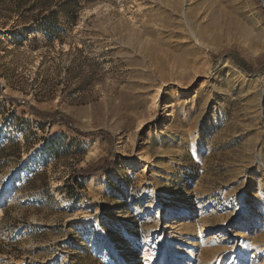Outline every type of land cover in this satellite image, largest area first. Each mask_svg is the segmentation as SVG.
I'll return each instance as SVG.
<instances>
[{"label":"rangeland","instance_id":"1","mask_svg":"<svg viewBox=\"0 0 264 264\" xmlns=\"http://www.w3.org/2000/svg\"><path fill=\"white\" fill-rule=\"evenodd\" d=\"M259 196L264 0H0V264H264Z\"/></svg>","mask_w":264,"mask_h":264},{"label":"bare ground","instance_id":"2","mask_svg":"<svg viewBox=\"0 0 264 264\" xmlns=\"http://www.w3.org/2000/svg\"><path fill=\"white\" fill-rule=\"evenodd\" d=\"M189 13V14H188ZM187 14H186V21L188 22V25H190L189 27V30H190V32L192 33V36H194V35H196L194 32H193V29L195 28V25L197 24V21H198V18H197V16L196 15H194L193 14V12H188ZM198 24H199V22H198ZM198 24H197V26H198ZM196 26V27H197ZM197 29V28H196ZM199 29V28H198ZM260 197V196H259ZM260 198H262V197H260ZM263 199V201H262V208H263V210H264V197L262 198ZM243 202H245V203H247V201H246V198H244L243 200H242ZM261 203V202H260ZM253 204V203H252ZM256 206V205H255ZM257 210V211H256ZM251 212H252V215L254 216V214L255 215H258V214H260V212L258 211V208H256V209H252L251 210ZM194 214V212H193V210L192 209H190L189 207H186L185 209H172V210H170L168 213H167V216H168V218H167V220H168V222H167V229L168 230H172L173 229V220H175L176 218H183L184 220H187L188 218H190L192 215ZM251 215V216H252ZM185 226V228L184 229H186L187 231H188V228H189V226L187 225H184ZM192 228V227H191ZM254 228H252V230H253ZM204 231H206L205 229H203V231L202 232H204ZM154 240H156L154 237L153 238H146L145 239V243H146V251L148 250V252H151V253H149L148 255L147 254H145V256H148V259H150V264H158V262L156 261V260H160L161 259V257L162 256H160V250H157V251H154V249H155V247H153L152 246V242H154ZM121 250H123V249H121ZM223 250H225V249H223ZM167 251H168V248H167ZM107 252H108V255H109V258L110 259H112V258H114V257H117V258H119L120 260H122V261H124V258L123 257H120V255L121 254H119V250L117 251V253H115L116 251L114 250V249H107ZM257 252H258V249H257ZM178 260H180V257H177L176 259H175V261H178ZM120 264H125L124 262L122 263V262H120ZM131 264H135L134 262L133 263H131ZM162 264H175V262L174 261H172V260H167L166 259V261L164 262V263H162Z\"/></svg>","mask_w":264,"mask_h":264},{"label":"trees","instance_id":"3","mask_svg":"<svg viewBox=\"0 0 264 264\" xmlns=\"http://www.w3.org/2000/svg\"><path fill=\"white\" fill-rule=\"evenodd\" d=\"M233 60L242 68V69H244L245 71H247V72H250L251 71V68H250V66H248V64L244 61V60H242V59H238V58H233ZM30 110L32 111V112H34V114L36 115V116H38V117H40V118H43V117H46L47 116V114H45V113H41V112H38L37 110H35L33 107H30ZM49 115V114H48ZM57 115H59V116H57ZM51 117H53V118H56V119H60L61 121H63L64 123H66L67 124V122L69 121V118L67 117V116H65V115H60V114H52V115H50ZM58 117V118H57ZM87 172V170H85L84 171V173H86Z\"/></svg>","mask_w":264,"mask_h":264}]
</instances>
